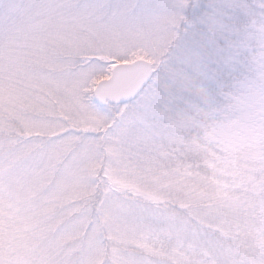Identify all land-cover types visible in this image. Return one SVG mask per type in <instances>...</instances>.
Here are the masks:
<instances>
[{
  "label": "snow or ice",
  "instance_id": "snow-or-ice-1",
  "mask_svg": "<svg viewBox=\"0 0 264 264\" xmlns=\"http://www.w3.org/2000/svg\"><path fill=\"white\" fill-rule=\"evenodd\" d=\"M0 264H264V0H0Z\"/></svg>",
  "mask_w": 264,
  "mask_h": 264
}]
</instances>
